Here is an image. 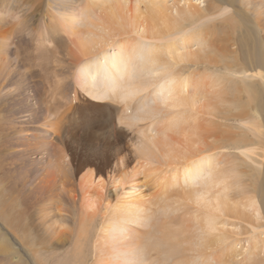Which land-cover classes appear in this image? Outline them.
Here are the masks:
<instances>
[{"label":"bare ground","instance_id":"6f19581e","mask_svg":"<svg viewBox=\"0 0 264 264\" xmlns=\"http://www.w3.org/2000/svg\"><path fill=\"white\" fill-rule=\"evenodd\" d=\"M18 1L0 0L1 16L5 20L6 15L12 20L21 17L15 13L20 7ZM56 1L62 10L58 15L61 29L46 25L57 35L65 30V36L71 40L69 44L73 48L64 53L71 63H63V68L69 70L72 64V69L83 72L79 83L77 80L78 87L91 99L113 103L124 99L125 106L135 102V116L129 121L134 120L138 129L133 145L136 168L123 170L114 179L116 184L112 189L118 191L119 197L110 207L105 205L108 214L113 209V215L107 221L108 214L105 215L96 240L101 236L107 241L114 231L125 229L126 237L132 233L137 235L133 244L139 248V255L134 259L117 255L115 264H167L169 260L172 264H196L190 255L194 252L199 258L198 264H209L210 256L215 264H233L245 247L240 238L243 234L249 235L245 241L247 250H263L264 255V38L261 36L264 26L242 11L233 10L228 0H204L202 6L201 3L192 5V0H173L172 6H167L168 0H85L80 13L78 6L76 10L70 9L68 5L72 1ZM96 2L100 8L98 15L91 10ZM181 2L183 5L179 7ZM49 6V0H34L29 21L36 23L43 18L50 22L46 10ZM104 15L110 23L121 26L114 29L115 34L105 26ZM212 21L222 22V28H229L231 33H224L228 38L217 41L222 34L219 36L217 30L221 27L210 24ZM244 25L253 28V36L251 32L247 37L236 35L240 28H247ZM214 36L217 37L213 39ZM53 42L56 41L51 37L42 38L36 49L52 54ZM230 42L233 49L227 46ZM192 43L197 44L195 50ZM252 46L254 50H250ZM107 47L110 53H104ZM111 49L116 52L111 53ZM242 50L247 51L245 56ZM219 69L225 73L219 79L228 81V86L234 89L219 92L218 103L228 104L221 109L220 104L212 105L206 95L202 96L209 88V83L204 81L206 73ZM201 70L205 77L200 74ZM223 87L220 91L226 89ZM259 87L263 92L262 88L258 91ZM95 88H104L106 92L100 93ZM148 91L155 106L148 105L144 111L146 104L141 98ZM226 94L231 95L227 101ZM122 108L117 110L118 122L126 124L128 118ZM158 116L162 118L157 121L161 127L152 130L151 125ZM146 121L149 124L142 126ZM117 166L123 168V159L118 160ZM57 171L58 181L64 186L69 175L62 167ZM87 185L103 190L100 177L94 178L93 173L85 181ZM146 186L151 187V193L142 190ZM127 198L131 201L124 202ZM1 212L6 216V211L0 209V217ZM25 214L20 211L16 217L20 219ZM127 218H130L125 221L128 225H118L119 219ZM137 225L146 227L147 231L137 230ZM25 229L26 225L22 224L18 231ZM257 231L258 236L254 235ZM77 233V241H86L83 232ZM81 245L73 255H82ZM92 249L96 253L95 244ZM206 250H216V254L205 257L201 252ZM104 253L102 256H110L109 250ZM123 255L127 256L125 251ZM250 255L254 259L250 252L247 258ZM103 260L95 254V264ZM259 261L264 262V256ZM102 264H107V260Z\"/></svg>","mask_w":264,"mask_h":264},{"label":"rangeland","instance_id":"374dc122","mask_svg":"<svg viewBox=\"0 0 264 264\" xmlns=\"http://www.w3.org/2000/svg\"><path fill=\"white\" fill-rule=\"evenodd\" d=\"M14 1L16 0H12L11 3ZM69 1H72L68 5L70 9L76 10L78 6L80 13L85 0ZM203 1L192 0L191 4L201 3L202 6ZM25 2L28 4L25 5ZM228 2L232 3L233 10L242 11L246 17L251 20L256 19L257 23L264 26V0H236V2L228 0ZM49 3L50 6L46 10L50 15V22L43 18L36 23L29 21L34 0H23V3L18 1L20 7L15 13L17 12L21 17L16 20H12L9 15H6L7 20H5L6 17L1 16L3 10H0V16L4 19L0 18L2 20H0V44L2 43L0 48V209L3 212L6 211V213L4 212L6 216L1 212L0 217V264H80L82 261L83 264H95V254L104 258L101 263H98L100 261L98 260V264L104 263L105 260H107V264H115L118 261L117 255L120 258L134 259V256L137 258L139 248L133 244L134 236H137L135 233L126 237L125 233L127 234V232L121 228L120 231H114V235L110 234L107 241L101 236L98 241L96 240L99 228L104 223V217L109 212L105 210V205L110 207L116 202V197H119V195L117 196L118 191L112 189V186L116 184L114 179L123 170L130 171L132 167L136 168L137 160L133 153V145L136 136H138V129L134 120L129 121L135 116L133 108L135 102L131 101V105L125 106L126 101L123 98L115 103L109 100L91 99L83 88L78 87L81 79L80 74L83 72L75 71L76 68L72 69V64L69 70L63 68V63L66 65L70 62V59L64 57V53H68L69 48H73L69 44L71 40L65 36V30L58 32V35L53 30L50 31L52 25L61 29L59 25L61 17L58 15L62 10L59 9V2L56 0L54 2L49 0ZM172 4L173 0H168L167 6H172ZM93 5L91 10L95 15H98L100 13L99 3L96 2ZM182 5L183 2L179 7ZM26 16L27 19L23 20V17L26 18ZM103 20L106 22L104 25L113 31L111 34L116 33L114 29L121 27L115 22L110 23L107 18ZM5 21L8 25H4ZM48 23L51 26L48 27L46 25ZM122 23L125 24L123 21ZM214 23L221 27L217 30L219 36V33H222L220 38H217L218 42L222 37L231 33L228 31L229 28H222L224 27L222 22L212 21L210 24ZM244 27L247 26L244 25ZM252 29L251 27L240 28L236 35L243 34L242 36L246 35L245 37H247V34L251 32L253 36ZM261 31V36L264 38V29ZM228 36L231 37V34ZM45 37H51L53 41H56L52 43V46L55 47L52 54H43L42 48L36 49L37 44ZM133 37L136 38V35ZM226 38L228 37L226 36ZM191 45L192 50L197 48L196 43ZM227 46L229 49H233L231 42ZM109 50H105L104 53ZM250 50H254L253 46ZM112 52L115 53L116 50L111 49ZM242 53L244 55L247 51ZM99 73L102 75L101 72ZM202 73L201 70L200 74L202 75ZM224 74L222 69H219L210 70L206 73V77L205 74L202 75L205 77L204 81L209 83V88L207 87L202 96L206 95L208 102L212 105L220 104L218 103L220 100L217 99L219 92L225 93L227 88L234 90L228 86V81L226 83L219 79ZM261 75H263V71ZM226 78L229 79V77ZM223 86L226 89L220 91L221 88H224ZM260 88L262 87L257 88L258 91ZM95 90L100 93L106 92L104 88H95ZM151 96L152 93L148 91L141 98L146 104L143 107L144 111L148 105L149 108L155 106ZM230 96L226 94L224 99L227 101ZM262 100L264 102L263 94ZM201 103L198 102L197 105H201ZM226 105L228 106L227 103L220 104V109L223 106L227 108ZM115 106L119 111L120 107H123L124 115L128 118L126 124L118 122L117 114L120 112L114 111ZM137 112L140 114V111L137 110ZM160 117L163 116L160 115ZM158 119L162 118L158 116L154 120L151 125L152 130L161 127L157 123ZM253 119L255 118L253 117ZM146 124L149 122L146 121L142 126ZM233 124L239 125L238 123ZM63 157H65L64 160ZM119 159L124 161L123 168L117 166ZM58 167H62L69 175L64 186L58 181ZM90 173H93L94 178L100 177L103 183L102 191L93 185L85 186V181L88 180ZM148 187L146 186L142 190L151 193L152 189L149 187V190ZM129 201L131 199L127 198L124 202ZM91 204L92 208L89 209ZM20 211L26 214L25 217L18 219L16 214ZM112 215L113 209L107 215L106 221ZM129 219H119L117 223L120 226H125L128 225L125 221ZM79 223H82L81 227ZM22 224L26 225V229L18 231ZM144 224L145 221L142 225ZM83 225L84 228H82ZM136 229L147 231L146 227L140 225H137ZM81 231L86 236L85 243L83 240L77 241L76 239L77 232L82 233ZM259 233L257 231L254 235L258 236ZM123 237L125 239H122ZM248 237L249 235L244 234L240 236L241 244L244 243L245 247L240 250L241 255L235 257L233 264H254L255 261L260 262L259 259L264 256L263 250H247L248 242L245 241ZM82 243V255H73L78 248L81 249ZM94 244L97 247L96 253L92 249ZM36 250L40 252L35 254ZM105 250L110 251L109 257L102 256V252L104 253ZM122 250L127 256L123 255ZM215 251L206 250L201 254L208 257L210 253L216 254ZM217 252L220 254V250ZM248 252L252 253L254 259L251 260V255L250 259L247 258ZM33 253L36 257L33 256ZM194 253H190V255L198 264L199 258ZM253 254L257 256L255 257ZM72 255L73 257H71ZM166 262L172 264L170 260ZM209 264H215L212 256L209 257ZM260 264H264V262L261 261Z\"/></svg>","mask_w":264,"mask_h":264}]
</instances>
